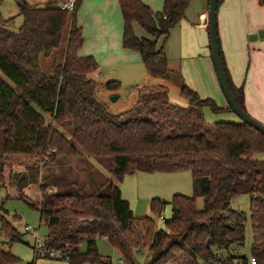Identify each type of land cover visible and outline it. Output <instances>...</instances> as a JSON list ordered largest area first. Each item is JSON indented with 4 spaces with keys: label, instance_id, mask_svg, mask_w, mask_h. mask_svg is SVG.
Masks as SVG:
<instances>
[{
    "label": "trees",
    "instance_id": "1",
    "mask_svg": "<svg viewBox=\"0 0 264 264\" xmlns=\"http://www.w3.org/2000/svg\"><path fill=\"white\" fill-rule=\"evenodd\" d=\"M82 2L76 0L74 10L68 11L55 4L16 0L24 19L18 30L8 25L13 18H4L0 11V189L10 155L37 158L26 171L12 172L10 182L39 211L40 223L47 226V243L67 252L68 258L60 259L67 264H111V257L99 251V238H107L126 264H138L139 254L145 255L143 264H168L181 252L195 264H247L250 257L234 250L245 244L248 216L233 208L232 202L249 194L251 256L264 264V159L256 157L264 153V134L243 121L205 123L200 113L205 106L215 112L233 111L231 106L201 97L183 80L180 93L191 110H179L185 117H178L177 126L161 121L165 111L160 105V115H143L137 107L114 113L96 96L97 82L91 75L98 62L93 55L79 54L84 35L76 14ZM190 2L164 0L162 10L155 11L143 0H119L123 46L140 53L150 75L171 80L169 58L165 46L158 47V39H167ZM259 2L264 6V0ZM68 18L71 25L63 63L53 75H46L40 56L49 55L60 44ZM136 23L152 38L138 36ZM221 58L235 98L246 110L244 87L233 82L222 49ZM177 73L181 76V71ZM103 87L116 91L121 82L108 80ZM167 92L166 86L158 85L146 101L155 103ZM71 158L77 159L76 168L68 161ZM49 166L56 167V172L40 174ZM73 171L77 175L71 177ZM80 171L84 178L79 177ZM180 171L191 172L193 195L151 199L155 214H164L171 205V216L163 218L165 227H159L151 215L136 216L117 183L137 172ZM32 183L40 185L39 203L23 192ZM199 197L203 198L201 208ZM7 214L0 197L1 231L8 238L0 243V264H17L20 257L11 247L24 234ZM38 258L35 255L28 264Z\"/></svg>",
    "mask_w": 264,
    "mask_h": 264
},
{
    "label": "rangeland",
    "instance_id": "2",
    "mask_svg": "<svg viewBox=\"0 0 264 264\" xmlns=\"http://www.w3.org/2000/svg\"><path fill=\"white\" fill-rule=\"evenodd\" d=\"M152 7L155 11H161L163 8V0H155V3L152 5ZM208 7L209 0H191L190 5L185 12V16L180 21L181 23H178L179 27H177L176 29H174L175 27H173L167 39H165L164 37L158 39V47H161L162 45L165 46V50L169 58L170 68L173 71L171 80H169V82L167 83L168 85L166 86L168 88V92L166 94H162V96L159 97V101L157 100L155 101V103H147L146 101L148 94H150L152 90H155L158 85H155L157 81L154 78H148L145 80V71H141V73L138 75L129 76L123 80H120L121 87L118 90L114 91L113 94H111L110 96L103 95L102 92L106 89H104L103 85L101 84V81L106 82L113 78H109L106 76H97L94 74L93 77L98 82L96 89L97 98L101 101H110L111 106L110 104L109 106L111 107V110L114 113H119L137 107L138 113L141 112L143 115H160L159 112L161 106L162 108H164L163 110L165 111L162 114L163 118L159 117L162 119L161 121L166 120L167 122L169 120L170 122H175L174 126H177V122H179L180 120L178 119V117H185V115H183V112L186 113L191 110L188 99L183 97L180 93V81L183 80L191 89L197 91L201 97H210L214 99L219 106H221L222 103L227 101V99L221 88L211 58L208 29H201L196 26H190L189 29L187 28L188 31L184 34V36H188L191 42L197 43L198 41H201L200 33L201 30H203L202 33L205 37V40L204 42L201 41V46L206 45V53L210 55V62L212 64L213 74L217 81V89L213 90L212 88V85L210 83V75L207 72L204 62H202L200 59H197V63L188 61L185 63L181 60V57L177 56V53H179V47L177 46V42L179 39L178 32L181 26L184 25L186 28L188 23L199 22V12L202 9H208ZM0 11L6 19H14V24L10 26L11 29L18 30L23 24L24 19L23 16L19 14V9L16 0H0ZM189 14H191V16ZM218 14L219 19L225 16L228 20L232 22L234 32L237 33L234 36L235 41H240L241 39H244L245 43L250 45L251 48H253L255 45H259L262 42L261 39H251V36L257 33L260 29H263L262 27L264 26V6L260 4L259 0L222 1L219 4ZM189 16L192 18H190ZM70 25L71 19L69 21V29ZM253 27H257V29L252 32H248ZM134 30L139 36L152 38L151 35L147 34L138 23L134 24ZM67 40L68 36L63 34L60 44L56 48H54L49 55H42V58L45 61L49 60V62H51V70L49 75H53L55 67L63 63ZM170 46H172V48L175 50L174 53L169 52L172 53V55L168 53ZM248 47H245V68L243 65V70L241 69V74H239L238 78L240 86L243 87L246 81H248L249 84H251L253 81L252 74L251 76L248 75V67L250 62L248 53V50L250 49H248ZM182 65H185V69L182 67ZM177 71H181V76L178 75ZM114 79L116 80V78ZM137 83H146L154 86H148L141 89H137ZM205 92L208 94H205ZM112 97H114V99H112ZM147 104H149L148 108L145 107V105ZM153 108L155 112L153 111ZM163 110H161V112ZM179 110H182L183 112ZM171 111L174 112L171 113ZM194 112L198 113L197 111ZM200 113L202 114L204 122L208 125H213V123L218 121H242V119L236 112L230 110L215 112L209 106H205L203 109H201ZM167 115L169 116L167 117ZM171 115H174V117ZM2 143L3 136H0V150L2 148ZM256 157L259 159H264V153H259L258 155H256ZM36 159V157L30 156H13L11 158L9 157L7 160L8 164L5 169V185L0 189V197L4 198L5 207L8 209L7 218L18 228L21 233L24 234L22 240L14 242L11 247L13 253L20 257V261L17 264H28L33 260L35 255V238L32 235V232L25 231L26 225H31L33 230L38 231L39 235L42 237H45L47 235V226L45 224L40 223L39 211L34 209L26 199L20 196L19 190L14 184L10 182L9 176L13 172L14 167L18 166L20 162L34 163ZM68 161L74 166V168H76L75 166L78 165V161L76 158H71ZM93 161L104 173L110 174L104 164L99 163L95 159H93ZM47 168H43L40 174H46L51 171L56 172L57 170L56 167L49 166ZM75 173L76 172L73 171L71 174L69 173V175L73 177L77 175ZM84 175L85 174L83 173V171H80L79 177L84 178ZM123 191L125 198L130 197V199H132V205H130L133 211H135V215H151L155 218L159 227H165V220L161 219L160 214H155L151 211V199L153 197H160L162 199L171 200L173 195L177 193L191 196L193 195L194 188L190 171H180L172 173L138 172L137 175L134 177L132 175L126 177L123 184ZM23 192L29 197L31 202L39 203L40 190L38 184H32ZM137 196H141V199L140 201L136 202L135 198ZM250 200L251 199L249 195L244 194L238 196L232 203L234 204L235 208L245 211L248 216L246 222L245 244L241 248L242 253L247 257H251V246L253 242V234L250 221ZM202 206L203 198L199 197L198 207L201 208ZM171 210V205H167L166 208L163 210V213L166 218H169L171 216ZM15 214L17 215L16 217L14 216ZM6 241H8V238L6 234L1 231L0 223V243ZM97 244L101 253L106 256L113 257V260L116 262V264H126L125 261H123V263L119 261L121 258H123L122 255L118 250L113 249V247L107 240L99 239ZM81 247L84 250L86 249L85 244H82ZM38 261L39 264H66V261L64 260L53 258L42 257ZM136 261L138 264H143L145 261V255H137Z\"/></svg>",
    "mask_w": 264,
    "mask_h": 264
},
{
    "label": "crops",
    "instance_id": "3",
    "mask_svg": "<svg viewBox=\"0 0 264 264\" xmlns=\"http://www.w3.org/2000/svg\"><path fill=\"white\" fill-rule=\"evenodd\" d=\"M25 1L32 4L47 6L53 4L56 5V2L58 0H25ZM143 1L153 9L152 5L155 3V0H143ZM208 9H202L199 12V18H198L199 22L188 23L186 28L184 25L181 26L178 32L179 39L177 42V46L179 47L178 50L179 53H177L178 54L177 56L181 57V60L185 63L187 61L197 63L198 62L197 59H200L202 62H204L207 72L210 75V83L212 85L213 90H215L217 89L216 86L217 81L213 74L212 64L210 62V55L206 53V45L201 46V41L204 42L205 40V37L202 33L203 30H201L200 33L201 41H198L197 43L191 42L188 36H184V34L188 31L190 26H196L201 29H205V28L208 29ZM189 15L191 16V14ZM3 17L5 18L4 15ZM13 20L8 23L9 26L14 24ZM76 20L78 25L82 28L84 35V43L79 50V54L93 55L96 61L98 62V68L96 72L91 75L93 79H95L93 77V75L95 74L97 76H106L109 78H113L110 80H115L114 78H116V80L120 81L125 79L126 77L138 75L141 73V71H145V75H146L145 80L148 78H154L157 81L155 85H164V86L168 85L167 84L169 82L168 79L163 77H154L148 73L143 63L142 57L138 51L127 49L123 46L124 20L120 9L119 0H83L79 10L77 11ZM69 21L70 18H68V21L65 25L63 32V34H65L66 36H68L69 34L68 33ZM178 25L179 24H177L174 29L179 27ZM262 28H264V26ZM256 29L257 27L256 28L253 27L248 32H252ZM218 31L220 38V47L223 51L227 68L231 74L233 82L237 86H240L238 78H239V74H241L240 73L241 69L243 70V65L245 64V58H246L245 47L249 46L248 49L250 50H248V53H249L250 62L248 67V75L251 76L252 74L253 81L251 84H249L248 81H246L244 85L245 106L247 112L250 115H252L256 119L264 123V40H261L262 42L259 45H255L253 48H251L250 45L246 44L244 39L243 40L241 39L240 41L238 40L235 41L234 36L237 33L234 32L232 22L228 20L225 16L219 19V14H218ZM172 46H170L168 53L175 52ZM209 47H210V43H209ZM172 53L169 54L172 55ZM42 57L43 56L41 55L40 56L41 69L44 72V74L49 75L51 70L50 69L51 62H49V60L45 61ZM211 58H212V54H211ZM182 67L185 69V65H182ZM104 82L105 81H101V84L103 85ZM137 84H138L136 86L137 89H141L148 86H154L146 83H137ZM113 92L114 91L106 89L102 93L104 96L106 95L110 96L111 94H113ZM205 94L208 93L205 92ZM105 102H107L111 106L110 101L105 100ZM227 105L228 102L225 101L224 103H222L221 106H227ZM13 156L21 157L28 155L14 154V155H10L9 157L11 158ZM29 164H30L29 162L28 163L20 162L18 166L14 167L13 172L26 171ZM137 173H135L132 176L133 177L136 176ZM105 174L109 175L107 173ZM125 179L122 182H117L122 190V194L124 198L125 196L123 191V184ZM32 184H38L40 190L39 183H32ZM32 184H30L29 186H31ZM29 186L24 188V190H26ZM249 197L251 199L250 195ZM126 198H128L127 200H129L130 204L132 205V201H131L132 199H130V197H126ZM140 199L141 196H137L135 198L136 202L140 201ZM40 200H41V191H40ZM232 206L233 208H235L234 204H232ZM136 216L140 217V215H136ZM252 234H253V230H252ZM99 239L107 240V238H99ZM81 249L84 250L82 247ZM240 251L242 252L241 248ZM112 258L113 257H111V259ZM39 259L41 258H38L35 264H39L38 261ZM168 264H195V261L187 253L181 252ZM247 264H250V262L248 261Z\"/></svg>",
    "mask_w": 264,
    "mask_h": 264
},
{
    "label": "water",
    "instance_id": "4",
    "mask_svg": "<svg viewBox=\"0 0 264 264\" xmlns=\"http://www.w3.org/2000/svg\"><path fill=\"white\" fill-rule=\"evenodd\" d=\"M218 8H219L218 0H209L208 30H209L210 49H211L212 59L218 80L220 82L224 95L227 99V102L231 106L232 110L240 116L243 122L248 123L249 125L253 126L254 128L258 129L264 134V123L251 116L245 109H243L240 106V104L235 98V95L228 81L221 58V47H220V39H219V31H218ZM251 39L264 40V28L260 29L257 33L252 35ZM112 99H114V97H112ZM207 243L209 245L210 241H208Z\"/></svg>",
    "mask_w": 264,
    "mask_h": 264
},
{
    "label": "built area",
    "instance_id": "5",
    "mask_svg": "<svg viewBox=\"0 0 264 264\" xmlns=\"http://www.w3.org/2000/svg\"><path fill=\"white\" fill-rule=\"evenodd\" d=\"M76 5V0H58L56 2V6L59 7L62 10H68V11H73ZM161 219L164 218V214L160 215ZM25 231L27 232H32V235L35 238V244H34V249H35V255L38 256L39 258H53V259H63V258H68L67 252L63 249L56 248L53 246H50L47 243L46 237H42L39 235V232L36 230H33L31 225H26L25 226ZM234 253L239 254V255H244L241 251L240 248H235ZM121 263H123V258L119 260ZM250 264H257L256 258L251 256L249 258ZM111 264H116V262L112 258ZM242 264V263H238Z\"/></svg>",
    "mask_w": 264,
    "mask_h": 264
}]
</instances>
